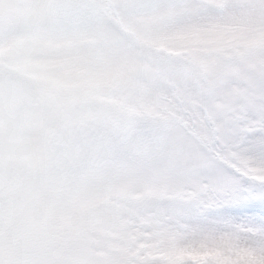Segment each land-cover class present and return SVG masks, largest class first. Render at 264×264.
I'll return each mask as SVG.
<instances>
[{
  "label": "snow or ice",
  "instance_id": "obj_1",
  "mask_svg": "<svg viewBox=\"0 0 264 264\" xmlns=\"http://www.w3.org/2000/svg\"><path fill=\"white\" fill-rule=\"evenodd\" d=\"M0 264H264V0H0Z\"/></svg>",
  "mask_w": 264,
  "mask_h": 264
}]
</instances>
